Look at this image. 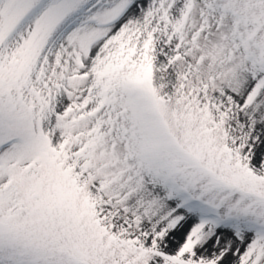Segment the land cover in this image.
<instances>
[{"label":"snow or ice","instance_id":"snow-or-ice-1","mask_svg":"<svg viewBox=\"0 0 264 264\" xmlns=\"http://www.w3.org/2000/svg\"><path fill=\"white\" fill-rule=\"evenodd\" d=\"M0 264H264V0H0Z\"/></svg>","mask_w":264,"mask_h":264}]
</instances>
